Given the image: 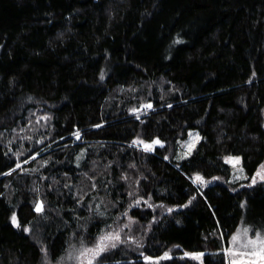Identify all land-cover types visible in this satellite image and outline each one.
<instances>
[{
	"label": "trees",
	"instance_id": "trees-1",
	"mask_svg": "<svg viewBox=\"0 0 264 264\" xmlns=\"http://www.w3.org/2000/svg\"><path fill=\"white\" fill-rule=\"evenodd\" d=\"M263 165L264 0H0V264H229Z\"/></svg>",
	"mask_w": 264,
	"mask_h": 264
},
{
	"label": "rangeland",
	"instance_id": "rangeland-1",
	"mask_svg": "<svg viewBox=\"0 0 264 264\" xmlns=\"http://www.w3.org/2000/svg\"><path fill=\"white\" fill-rule=\"evenodd\" d=\"M133 111H135V113H140V115H144L149 111V104H138ZM202 139L203 138L200 131L194 129L189 130L187 132V137L180 139L178 142V148L175 155L177 162H182L183 160L190 158L194 154ZM49 147H47L46 150L39 152L40 154L38 153L33 156L31 160L39 157L44 152H47ZM85 154L86 152H84V155L79 158L78 164H81L84 161L86 158ZM224 162L230 167L231 172L229 175V180L231 182H238L247 179L248 175L243 165L242 156L230 154L224 158ZM198 177L199 179H197ZM194 181L200 184L202 181H204V178L203 176L201 177L200 175H195ZM13 217H15L16 221L15 223L13 222V224L18 225L19 221L16 212L13 213ZM129 225L130 224H126L120 228L125 229V227L127 228ZM120 232L121 230L118 232L104 234L99 238L98 243L91 247H84L78 251L70 249L61 264H88L99 262L103 252L106 251V249L115 246L117 242L120 241ZM257 233L260 234L262 238H264V234H261L260 232H254V230L241 225L239 230L233 235V237H236L237 239L233 240L232 237L229 248L226 249V254L229 258V264H264V245L260 243L255 245L249 243V241L255 239ZM200 255L201 253L192 254L193 257H200Z\"/></svg>",
	"mask_w": 264,
	"mask_h": 264
},
{
	"label": "snow or ice",
	"instance_id": "snow-or-ice-1",
	"mask_svg": "<svg viewBox=\"0 0 264 264\" xmlns=\"http://www.w3.org/2000/svg\"><path fill=\"white\" fill-rule=\"evenodd\" d=\"M197 179H199V177H198ZM37 210L39 211L40 209L38 208ZM13 222H14V223L16 222V221H15V217H13ZM236 239H237L236 237H233V240H236ZM249 243H250V244H253V245H255V244H257V243H260V244L264 245V238H262V237L260 236V234L257 233L255 239L252 240V241H249Z\"/></svg>",
	"mask_w": 264,
	"mask_h": 264
},
{
	"label": "bare ground",
	"instance_id": "bare-ground-1",
	"mask_svg": "<svg viewBox=\"0 0 264 264\" xmlns=\"http://www.w3.org/2000/svg\"><path fill=\"white\" fill-rule=\"evenodd\" d=\"M44 149H45V148H44ZM44 149H43V150H44ZM36 154H38V153H36ZM39 154H40V153H39ZM32 157H33V156H32ZM261 168H262V167H261ZM263 173H264V171L262 172V174H263ZM87 174H88V172L86 173V175H87ZM198 176H199V175H198ZM200 176L202 177L203 175L200 174ZM259 176H260V175H259ZM86 177H88V175H87ZM258 178H259V177H258ZM258 178H257V176H256V179H257V180H258ZM1 179H2V178H1ZM256 179L254 178V180H256ZM234 184H235V183H234ZM11 215H13V214H11Z\"/></svg>",
	"mask_w": 264,
	"mask_h": 264
}]
</instances>
